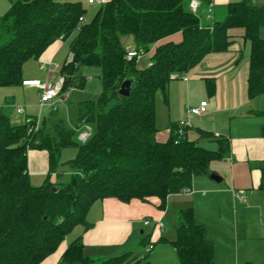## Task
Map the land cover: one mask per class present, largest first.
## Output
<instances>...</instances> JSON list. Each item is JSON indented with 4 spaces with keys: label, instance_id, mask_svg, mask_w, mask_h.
<instances>
[{
    "label": "trees",
    "instance_id": "obj_1",
    "mask_svg": "<svg viewBox=\"0 0 264 264\" xmlns=\"http://www.w3.org/2000/svg\"><path fill=\"white\" fill-rule=\"evenodd\" d=\"M186 4L106 0L90 21L79 25L86 12L80 2L11 0L10 10L0 18V88L22 87L23 65L53 42L72 36L71 59L59 69V94L76 83L80 66L99 68L102 92L79 114L81 126L92 129L84 142L77 140V128L67 130L61 122L46 131L32 120L13 125L0 113V264H41L59 250L74 227L87 228L85 214L96 201L156 198L163 209L168 195L189 190L195 176L208 174L211 162L227 158V139L212 136L217 147L210 151L185 136L188 126L172 124L168 139L157 141L154 95L164 92L172 80L183 79L207 55L227 51L232 30H240L250 48L248 98L264 94V4L229 3L221 18L206 22L199 13L211 6V0H198L196 13ZM123 36L132 37L135 50L151 49L147 68L138 70L135 59L125 58ZM127 78L132 79L129 94L121 96L118 90ZM204 82L211 95L212 81ZM259 114L264 118V111ZM66 146L78 149L70 164L71 180L52 182L60 150ZM31 150L47 156V176L37 188L27 172ZM260 170L259 189L264 191V165ZM149 236L140 244L152 246ZM171 244L179 264H215L213 244L191 208L177 213ZM130 254L92 259L75 240L60 255V264H131Z\"/></svg>",
    "mask_w": 264,
    "mask_h": 264
},
{
    "label": "crops",
    "instance_id": "obj_2",
    "mask_svg": "<svg viewBox=\"0 0 264 264\" xmlns=\"http://www.w3.org/2000/svg\"><path fill=\"white\" fill-rule=\"evenodd\" d=\"M87 1H85L86 5H88ZM102 1L104 3L106 0ZM232 1L211 0V6L208 8L211 9V13H208V9L203 13L208 15L209 21L221 18L224 8ZM251 1L256 5L264 4V0ZM83 9L85 8L83 7ZM87 17L84 16V22L90 21ZM230 34L232 42L227 51L207 55L201 65L195 67L187 75L186 81L179 78L178 82L182 83L176 84L172 83L176 82L172 80L167 85V98L163 91L160 94L157 91L154 95L157 130L155 139L157 141H166L169 137L170 126L185 120L188 122V127L184 131L185 136L189 140L196 141L197 145L202 148L210 151L216 149L217 145L212 136L227 139L229 147L227 158L224 161L211 162L208 174L195 176L188 191L168 195L163 209L159 208L160 202L156 198H149L144 202L133 199L128 203H122L114 198H105L94 202L85 214L87 228L82 225L74 227L66 235L59 250L41 264H60V255L75 240L80 241L84 254L92 259H107L131 253L132 248L136 244H140L143 238L139 237L142 235V229L148 228L151 222L153 230L159 233L164 228L161 220L166 216H169L174 223L175 236L169 239L157 234L154 239L155 244L161 238L162 242L172 246L171 242L176 237L177 213L189 208L193 209L195 222L205 228L207 236L211 240L209 224H207L210 219L209 208L205 205L206 201H200L197 197L201 193L210 194L215 209L221 210L225 200L230 204L234 203L236 208L237 204L246 206L245 213L257 210L259 213L264 209V191L259 189L260 169L264 165V137L261 135L264 118L259 112L264 111V94L257 95L253 99L248 98L246 79L249 44L241 37L240 30L239 33L231 31ZM71 39L57 40L48 46L37 59L27 61L22 67V82L54 84L60 78V67L71 59L69 51ZM131 47L126 51H132L134 47L132 45ZM206 79L211 80L214 87L211 95L205 86ZM0 90V113L6 115L13 123H17L19 117L14 114V106L18 105L24 109L26 118H31L29 114L32 113L30 109L34 108V97L36 105H38V89L18 86L12 89L0 88ZM54 100L50 103L52 104ZM159 100L162 105L158 116L157 104ZM201 102L207 103L203 115L187 114L188 108L197 107ZM80 126L79 123L74 129H78ZM199 131L208 133V136L200 135ZM203 139H211L214 143L213 148H207L206 143L201 141ZM213 165L222 172L210 170ZM30 169L34 171L31 172ZM27 172L30 175V183L33 175L37 181L44 182V178L47 176L45 151L31 150L27 152ZM221 173L227 179V184L224 183V177L220 176ZM210 174L219 175L221 181L214 182L209 178ZM51 181H55L54 174L51 176ZM236 193L244 195L245 203L236 198ZM198 209L200 210L198 211ZM218 213L220 217L224 215V211H218ZM236 213L237 211H233L234 218ZM146 221L148 224L144 225ZM159 222L162 224L161 228L157 227ZM217 227L223 231L218 223L214 228ZM213 262L215 263L214 260Z\"/></svg>",
    "mask_w": 264,
    "mask_h": 264
},
{
    "label": "rangeland",
    "instance_id": "obj_3",
    "mask_svg": "<svg viewBox=\"0 0 264 264\" xmlns=\"http://www.w3.org/2000/svg\"><path fill=\"white\" fill-rule=\"evenodd\" d=\"M55 2H80L81 5L86 9L85 18L88 15V19L91 20L93 15L99 9L101 4H94L93 6L86 5V0H53ZM187 8L192 12L191 5L194 2H198V0H185ZM239 2L237 0H233L231 3ZM11 8V0H0V18L6 14ZM90 13V14H89ZM196 13V12H195ZM201 20L207 21L209 20L208 15L203 13H199ZM231 32V31H230ZM232 32L239 33V30H232ZM69 37V39H71ZM123 39V40H122ZM174 41H178V37H174L172 39ZM120 42L125 48L128 50L131 45L134 47V42L132 37L123 36L120 38ZM248 45V44H247ZM134 50V48H133ZM151 49H149L148 53H144L140 55L137 60H135V67L138 70H143L149 66V58H150ZM75 73V81L76 83L72 87H68L63 93L59 94L53 101V103L44 104L41 107L36 105V98H33L34 108H31V114L26 118L24 114V109L22 113L16 114L19 117V121L17 123H13V125H20L27 120H32L35 124V127L38 129H47L50 131L51 123L53 122H61L63 127L67 130H73L75 126L79 124V114L81 110L84 109L85 104L88 102H94L97 100L102 92V84L100 78V70L97 67L93 66H80L79 69ZM74 79V77H73ZM176 82L172 83H182L178 82L180 80H173ZM170 83V82H169ZM175 85V84H173ZM16 88V87H12ZM12 88H4V89H12ZM1 91V90H0ZM160 94V90L158 91ZM165 97L167 98V87L164 90ZM51 104V105H49ZM157 113L160 115L161 101L157 104ZM19 107L18 105L14 106V109ZM155 108V107H154ZM12 115V114H11ZM28 116V115H27ZM159 119V117H158ZM52 120V121H51ZM19 122V123H18ZM181 122L188 123L185 120ZM191 126H194L191 124ZM195 127V126H194ZM92 129L89 126H80L77 129V136L81 134V132H90ZM206 143L207 148H213L214 143L211 139H203L201 140ZM76 146H66L61 148L57 165L55 167L54 179L56 182L61 184H67L71 180V162L75 159L77 154ZM216 165V164H214ZM210 167V170H217L216 166ZM31 172L34 170L30 169ZM29 171V172H30ZM30 174V173H29ZM220 174V173H219ZM219 178L221 175H217ZM224 177V176H223ZM30 178V175H29ZM45 179V178H44ZM37 179L33 175L31 177V185L33 187H39L43 184V181L37 183ZM227 182V179L224 177V183ZM223 183V184H224ZM200 201L205 202L206 207H208L209 211V224L208 230L210 232L211 241L213 244L214 258L213 260L217 264H264V209L258 213L256 212H246V206H241L237 204V208L234 203L230 204L227 200L224 201V206L219 209H215L213 207V200L208 193H201L197 196ZM206 209V211H207ZM200 209H198L199 211ZM218 211H224V215L219 216ZM233 211H237L236 217L234 218ZM222 214V212H221ZM220 218V219H219ZM164 228L158 231H154L152 228V224L148 228L142 229V235L139 237H144L148 233L149 241L152 243V246L155 244L154 237L159 234V236H163L165 238H173L175 236V227L172 219L168 216L163 217L161 220ZM219 224L223 231L220 230V227L214 228L216 224ZM214 228V229H213ZM161 234V235H160ZM133 259L131 264H143L144 261L150 264H179L178 259L175 255V252L170 244L166 242H157L152 248H149L148 244H136L132 248V252L130 254V258ZM144 260V261H143Z\"/></svg>",
    "mask_w": 264,
    "mask_h": 264
},
{
    "label": "built area",
    "instance_id": "obj_4",
    "mask_svg": "<svg viewBox=\"0 0 264 264\" xmlns=\"http://www.w3.org/2000/svg\"><path fill=\"white\" fill-rule=\"evenodd\" d=\"M103 1L102 0H88L87 4L88 5H93V4H102ZM192 11L195 13L197 12V8H198V2H194L191 5ZM208 13H211V9H208ZM84 23V17L79 18V25ZM144 54L143 51L141 50H132V51H126L125 54V58L127 60H131V59H135L137 60V58ZM183 80L186 81L187 80V75L185 77H183ZM61 86H62V78H59L54 84L50 85L48 83H39V82H22V87L23 88H36L38 89L39 92V97H38V105L39 107L43 106L44 104L50 103L52 100H54L60 93L61 90ZM206 106L207 103L206 102H201L199 103V105L197 107H193V108H188L187 109V114L188 115H193V116H201L205 113L206 111ZM17 113H22L23 112V108L22 107H17L15 110ZM179 125L181 126H188V123H184V122H180ZM179 133H182V130H179ZM90 132H81V134H79L77 136V140L80 142H84L88 136H89ZM188 191V190H185ZM183 191V192H185ZM236 198L242 202L245 203V197L243 194L241 193H236L235 194ZM148 222H144V225H147ZM157 227L161 228L162 224L159 222L157 223ZM152 246H149V248H151Z\"/></svg>",
    "mask_w": 264,
    "mask_h": 264
},
{
    "label": "water",
    "instance_id": "obj_5",
    "mask_svg": "<svg viewBox=\"0 0 264 264\" xmlns=\"http://www.w3.org/2000/svg\"><path fill=\"white\" fill-rule=\"evenodd\" d=\"M77 70H78V68H76L75 71H77ZM131 83H132V79H130V78L124 79L120 85V88L118 90V94L121 96H128ZM209 178L216 183L221 181V179L215 174H210Z\"/></svg>",
    "mask_w": 264,
    "mask_h": 264
}]
</instances>
